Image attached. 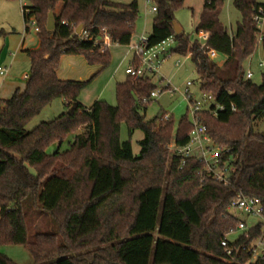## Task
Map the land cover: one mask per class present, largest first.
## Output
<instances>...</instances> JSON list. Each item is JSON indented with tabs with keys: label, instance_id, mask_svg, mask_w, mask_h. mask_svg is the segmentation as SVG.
<instances>
[{
	"label": "trees",
	"instance_id": "16d2710c",
	"mask_svg": "<svg viewBox=\"0 0 264 264\" xmlns=\"http://www.w3.org/2000/svg\"><path fill=\"white\" fill-rule=\"evenodd\" d=\"M29 1L40 29L38 48L25 51L30 77L24 90L0 97V245L24 246L36 264H233L225 260L221 241L241 219L229 206L238 194L259 197L264 204V133L254 127L264 118V73L257 84L247 78L244 66L257 49L255 1L234 0L242 18L230 34L220 20L225 0H204L196 27L198 34L208 35L202 47L175 30L174 15L185 0H154L158 11L148 36L150 48L174 37L177 45L171 54H190L200 90L224 105L217 116L203 110L199 117L213 141L229 149L222 158V165L232 168L228 183L212 178L196 157L181 167L168 147L189 142L194 128L189 113L178 126L172 115L165 118L166 112L151 120L142 114L154 100L142 99L158 88L151 77L128 75L119 82L116 105L97 99L86 106L79 100L81 91L111 63L110 49L96 42L102 29L113 43L131 44L138 0ZM51 12L53 30L48 29ZM80 25L88 38L77 33ZM261 47L264 52V34ZM210 50L225 55V61L219 64ZM67 54L85 56L99 66L98 72L87 80L61 79L57 71ZM140 64L135 57L132 66ZM55 99H63L66 110L28 129ZM123 122L131 135L144 133L139 155L130 140H121ZM65 142L67 150L48 152ZM29 197L53 215L62 242L43 232L31 239L25 212ZM263 234L259 224L235 244ZM238 259L245 264L250 258L241 253ZM0 264L19 263L0 252Z\"/></svg>",
	"mask_w": 264,
	"mask_h": 264
},
{
	"label": "rangeland",
	"instance_id": "374dc122",
	"mask_svg": "<svg viewBox=\"0 0 264 264\" xmlns=\"http://www.w3.org/2000/svg\"><path fill=\"white\" fill-rule=\"evenodd\" d=\"M112 1L129 3L133 0ZM26 2L30 4L29 0H26ZM138 2L140 8L139 17L137 19L136 31L130 46L136 45L143 35L148 37L151 34L154 17L156 15V13L149 11V8L156 5L154 0H151L150 2H148V0H138ZM23 5V0H0V59H4L6 61V65L10 71V77L14 76L17 80L22 79L25 74H30L31 72L29 60L19 59L15 61L13 59L17 52L16 47L18 43L20 42L22 36L27 32V23L25 22L23 15ZM203 6L204 0H185L184 4L176 10L174 15V22H176L181 27L182 31L185 32V34L190 35L192 41L197 40L201 45L206 44L207 38L203 33L198 34L196 32V27L200 20L201 13L203 12ZM241 18V12L235 7L234 0H225L223 10L220 14V20L228 28L230 34H233L236 31L237 23L241 20ZM28 35L29 40L31 37H37L36 31L31 25ZM114 45L112 48H110V65L99 72L91 81V83L80 93L79 97L87 105H91L96 99L100 98L107 100L112 105L117 104L116 87L118 82L126 79L128 76L127 73H125V69L132 60L134 50L131 51L129 47L120 46L119 44ZM176 45L177 42L173 41L170 42L166 47L171 51V49L175 48ZM128 49L131 53L129 57L124 56ZM120 50L123 52L122 56L120 54ZM215 59L219 64H222L226 57L225 55L218 53ZM121 61L122 63L118 68L119 72L117 77L112 78L104 87L102 94H100L98 98H95L99 91L97 87H101L102 84H100V81L97 83L94 82L104 74H106V76L107 74H110V72L114 70V68ZM179 61L181 64L178 65L177 63ZM262 62H264V52L261 45H259L254 54L244 64L246 71L250 70L254 74L252 80L257 84H261L263 81L264 66H261ZM106 76L103 77V80H105ZM146 76L151 77L161 90H166L165 88H167L169 84L173 88L184 91L186 89L187 81H191L193 83L190 86L192 96L196 100H203L204 95L200 90V82L198 79L196 66L191 59L190 54L180 55L173 53L170 56L162 59V64L157 73L147 72ZM59 100L61 99H55L51 104L46 106L40 114L34 117L28 125V129H33L42 121L53 120L63 113L66 110L65 103L60 105ZM61 106L63 110L61 109ZM188 109V100H186L181 92L178 91L174 94V96H170V94L167 92H163L160 97L155 98L150 104L147 105V108H143L141 112L143 115H145L147 120L155 118L162 112H167L173 116L174 122L176 126H178V123L182 117L188 114ZM254 127L256 132L264 133V118L262 120H258ZM120 137L122 141L130 140L134 154H140V141L144 138V133L142 130H136L134 134L131 135L127 124L123 122L121 124ZM70 139L73 140L72 137ZM59 148L62 151L67 150L69 148L68 142H65L61 147L58 143H55L48 149V152L53 153ZM229 211L231 214L239 217L241 220L246 221L249 227H252L261 221L260 218L248 216L239 210L229 208ZM25 212L31 239L37 232H43L56 234L59 238V241L62 242L58 224L53 215L41 209L31 197L25 201ZM242 234V231L233 232L229 235V239L231 241H235ZM155 236H159L158 231L155 232ZM0 252L9 256L19 264H36L32 254L22 245H0Z\"/></svg>",
	"mask_w": 264,
	"mask_h": 264
},
{
	"label": "built area",
	"instance_id": "2783aa9c",
	"mask_svg": "<svg viewBox=\"0 0 264 264\" xmlns=\"http://www.w3.org/2000/svg\"><path fill=\"white\" fill-rule=\"evenodd\" d=\"M151 0H148L150 2ZM255 5H253V19L256 25L259 28L258 31V43L257 47L262 44L263 34H264V0H254ZM23 12L28 16L27 18V26L30 28V25L33 26L36 33L39 32L38 20L35 15H32L30 4L23 0ZM150 12L156 13L158 8L156 5L149 8ZM203 33L206 38L208 35ZM83 38H88V33L83 29L79 33ZM174 37H169L166 40L162 41L159 45L150 48L148 44V37L143 35L139 42L134 46L136 50V55L140 60V66L138 68H134L130 66L127 68L126 73L133 77L146 76L147 72L157 73L162 64V59L171 55L170 50L166 47L170 42H173ZM97 43L101 44L103 49L109 48L112 41V36L108 32L106 28H103L100 36L96 40ZM206 44H203L204 47ZM209 54L216 58L218 53L215 50H210ZM178 65L181 64L179 61ZM261 66H264V62L261 63ZM7 73V67L0 63V76H4ZM253 73L248 70L247 78H252ZM30 77L29 74H26L24 78L28 80ZM193 83L191 81H187L186 89L181 91L177 88L171 87L168 84L166 90H161L156 88L151 92L149 98L144 97L142 99L143 102H147L148 99L158 98L162 95L163 92H167L170 96H174L176 92H181L186 100L189 102V118L193 122L194 128L190 134L189 142L186 145H178L173 142L168 147L174 151L181 160V167L186 165L189 158L196 157L199 160L205 162L207 171L210 173L211 177L216 181H221L228 183L230 172L232 168H228L222 165V158L225 153L229 151L224 145L218 144L213 141L212 137L208 132V127L202 123L199 113L203 110H209L214 116H217L219 111L223 110L225 107L215 101V99L208 93H203V100H196L191 94L190 86ZM234 110H237L235 105L232 106ZM171 114L166 112L165 118H169ZM230 209L239 210L240 212L253 216L255 218H260L261 221L255 224L252 227H249L246 221L241 220L238 226L235 229H232L226 237L221 241V245L225 249V260L233 263L239 264L240 260L238 259L239 254H245L249 256V260L245 264H251L252 262L258 260H264V234L253 239L249 243L243 245L235 244V241H231L229 239V235L236 231H242L243 233L248 232L250 229L256 227L257 225H262V230L264 232V204L259 197L255 196H244L242 194H238L231 205Z\"/></svg>",
	"mask_w": 264,
	"mask_h": 264
},
{
	"label": "crops",
	"instance_id": "0c3cea01",
	"mask_svg": "<svg viewBox=\"0 0 264 264\" xmlns=\"http://www.w3.org/2000/svg\"><path fill=\"white\" fill-rule=\"evenodd\" d=\"M61 7H62V2H60L57 10H59ZM28 33H29V31H27L26 34H24L22 36L20 42L18 43V45L16 47V51L17 52H16V55L13 58L15 61L19 60V59L20 60L21 59L22 60L23 59L24 60L25 59L29 60V57H28V55H27V53L25 51L29 50V49H36L39 46V38H38V36L36 38L35 37H31L30 40H29ZM114 44L115 43L111 42V44L109 46V49L112 48ZM120 46L129 47L131 51L134 50V54H133L132 60L130 61V63L127 65V67L125 69V73H126L127 68L132 66L133 60L135 59V57H137L136 50L134 48L135 45H132V46H130V45H120ZM130 50L128 49L126 54H124V56L129 57V55L131 54ZM120 52H121L120 54L122 56L123 52L121 50H120ZM21 55H24V56H21ZM16 56H18V57H16ZM124 59H126V58H124ZM122 61L114 68V70H112L110 72V74H107V76H106V74H104L103 76L99 77L94 82V83H97L98 81H100V84H102L101 87H99V86L97 87L99 89V91H98L97 95L95 96V98H98L100 96V94H102V92L104 90V87L109 83V81L112 78L117 77L118 72H119L118 68H119L120 64L122 63ZM29 62H30V60H29ZM0 63L7 67V73L4 76H0V97L1 98H10L17 89H21V90L25 89L27 80L24 78V76L26 74L22 77V79L17 80L14 76L10 77V71H9L8 66L6 65V61L4 59H0ZM30 68H31V64H30ZM98 70H99V66L98 65L89 64V62L87 61L85 56H83V55H68L67 54V55H64L62 57L61 63L59 65V68H58L57 72H58V76L61 79H66V80L67 79L87 80V79L91 78L94 74H96L98 72ZM105 76H106V78H105V80H103L104 79L103 77H105ZM127 77H126V79H127ZM126 79H124V80H126ZM124 80H122V81H124ZM122 81H120V82H122ZM79 100L83 104H85L86 106H91L97 99L91 105H87L84 101L81 100L80 97H79ZM59 101H60L59 102L60 105L65 103V101L63 99H61ZM61 109L63 110L62 106H61Z\"/></svg>",
	"mask_w": 264,
	"mask_h": 264
},
{
	"label": "water",
	"instance_id": "95a60500",
	"mask_svg": "<svg viewBox=\"0 0 264 264\" xmlns=\"http://www.w3.org/2000/svg\"><path fill=\"white\" fill-rule=\"evenodd\" d=\"M174 26L177 33H180L182 31L181 27L176 22H174ZM54 27H55V18L53 12H51L49 15L48 29L53 30ZM82 29H83V25H80L77 29V33L79 34Z\"/></svg>",
	"mask_w": 264,
	"mask_h": 264
}]
</instances>
